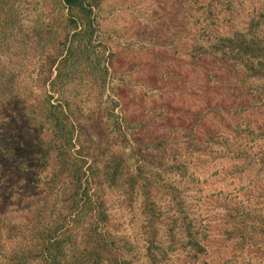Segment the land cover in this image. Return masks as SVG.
<instances>
[{
	"label": "rangeland",
	"instance_id": "rangeland-1",
	"mask_svg": "<svg viewBox=\"0 0 264 264\" xmlns=\"http://www.w3.org/2000/svg\"><path fill=\"white\" fill-rule=\"evenodd\" d=\"M90 1L83 37L57 0L4 9L35 31L0 26V264L68 210L59 156L39 154L62 113L65 147L103 201L106 264H264V75L220 50L237 32L264 40V0ZM60 48L69 59L39 84L42 52ZM87 217H70L72 240Z\"/></svg>",
	"mask_w": 264,
	"mask_h": 264
},
{
	"label": "trees",
	"instance_id": "trees-1",
	"mask_svg": "<svg viewBox=\"0 0 264 264\" xmlns=\"http://www.w3.org/2000/svg\"><path fill=\"white\" fill-rule=\"evenodd\" d=\"M11 0H0V12L5 16L0 18V26L2 28L10 27L13 24H16L18 32H21V40L28 38L27 31H35L34 27H30L27 20L24 21L21 19L23 11L22 10H9L6 9L7 5ZM30 4V2H25V5ZM59 10L65 11V16L68 19H72L73 22V35H81V37L86 34H92L94 31V26L90 20L92 13V4L90 0H57ZM27 14L31 13L28 9V6L24 9ZM74 10L75 17L72 16V11ZM22 22H21V20ZM80 19V20H79ZM81 23L83 26L79 24ZM0 27V28H1ZM40 27V28H38ZM37 30H40L41 33H46L49 29V25H46L45 28L38 26ZM25 30H23V29ZM12 30V27L11 29ZM2 33V30L1 32ZM66 33H69L66 31ZM16 34V33H15ZM23 38V39H22ZM65 39L62 42V47L66 45ZM5 44V42H1ZM220 50L225 57H232L236 61L239 60V57L248 58L255 61L257 69L260 73L264 75V40L258 36L251 35L250 37L246 36L241 32H237L234 35L223 38L221 41ZM57 51L54 56L50 54H45L42 52L41 58L45 63L46 73L44 76L39 78V84H44V82L50 78L52 73L53 64L63 63L68 60L70 55H67L68 48L64 52ZM44 68V67H43ZM4 82L1 81L0 76V94L5 89L2 87ZM59 105L58 107H60ZM62 110L60 109V113ZM62 115L64 118H68L65 113ZM56 116L54 125V131L51 138L47 141V145L39 148V154L42 160H45L51 156L53 151L57 153L58 157V171H54L53 179L48 180V184H52L54 181L61 183H66L65 187H62L64 194V200L67 203V212L63 217H60L58 221H53L49 226L44 228V230H39L36 232L35 238L39 240H34L29 248H25L18 252L17 254H8L10 262L9 264H106L108 261H111L112 248L111 243L113 240L106 239V234L96 228V216L100 220L106 221L107 216L104 212L103 201L101 200V195L93 193L89 194V184L85 181H82L83 177L86 176V171L82 169V165H79V160L73 159V154H71L65 147L64 142L70 141L74 133L73 128L68 129L69 134L66 132L67 124L63 120V116ZM62 120L64 124H62ZM68 122V119H67ZM78 155V151L75 152ZM74 154V155H75ZM72 158V159H71ZM78 161V162H77ZM45 163V162H44ZM108 166V165H107ZM45 167V165H43ZM89 166V171L92 168ZM116 167V166H114ZM92 183H97L92 176ZM47 184V186H48ZM100 197V198H99ZM80 212L81 215L88 214V221H86L87 226L82 229V233L79 237V240H72L73 234L69 233L70 231V217H73L74 212ZM97 212V213H96ZM40 214V213H38ZM84 219V218H83ZM83 221V220H82ZM92 221V222H91ZM85 223V224H86ZM72 228V227H71ZM96 228V229H95ZM155 232L147 239L149 246L154 245ZM192 247L198 252L203 250V246L199 244L197 240H189Z\"/></svg>",
	"mask_w": 264,
	"mask_h": 264
}]
</instances>
